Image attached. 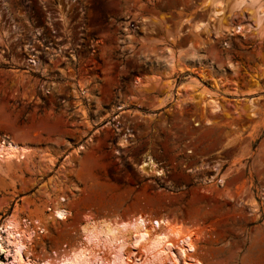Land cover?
I'll return each mask as SVG.
<instances>
[{"label": "rangeland", "instance_id": "1", "mask_svg": "<svg viewBox=\"0 0 264 264\" xmlns=\"http://www.w3.org/2000/svg\"><path fill=\"white\" fill-rule=\"evenodd\" d=\"M251 3L0 0V142L31 148L0 166V226L27 219L45 258L79 246L89 216L168 217L197 230L203 264H264V0ZM147 157L163 174L142 173Z\"/></svg>", "mask_w": 264, "mask_h": 264}, {"label": "bare ground", "instance_id": "2", "mask_svg": "<svg viewBox=\"0 0 264 264\" xmlns=\"http://www.w3.org/2000/svg\"><path fill=\"white\" fill-rule=\"evenodd\" d=\"M250 1L255 5L256 0ZM245 2L236 0V5ZM256 9L260 23L264 10L261 5ZM213 13L217 16L221 11L215 10ZM204 25L202 22L196 28L200 29ZM174 62H170L172 68L185 69L182 64ZM209 99L211 112H222L223 105L218 96ZM30 154V147L14 141L0 142V166H11ZM218 164L213 168L215 171L219 170ZM140 168L142 173L148 175L153 171L163 174L151 157H147ZM212 179L209 177L208 181ZM69 212L56 207L50 218L64 219ZM29 224L27 219H20L13 211L0 226V254H5L8 259V262L0 260V264H203L193 255L197 250V230L168 217L150 219L138 214L131 219H95L89 216L81 226L83 238L79 246L45 258H33L30 246L37 231L30 228Z\"/></svg>", "mask_w": 264, "mask_h": 264}, {"label": "built area", "instance_id": "3", "mask_svg": "<svg viewBox=\"0 0 264 264\" xmlns=\"http://www.w3.org/2000/svg\"><path fill=\"white\" fill-rule=\"evenodd\" d=\"M39 230H41V232H43L44 230H45V228H39ZM68 249H70V246H69V244L68 243H64L63 244V247H61L60 248V252L62 251H65V250H68ZM53 252H55L54 250H53Z\"/></svg>", "mask_w": 264, "mask_h": 264}, {"label": "water", "instance_id": "4", "mask_svg": "<svg viewBox=\"0 0 264 264\" xmlns=\"http://www.w3.org/2000/svg\"><path fill=\"white\" fill-rule=\"evenodd\" d=\"M236 30H239V28L237 27Z\"/></svg>", "mask_w": 264, "mask_h": 264}]
</instances>
